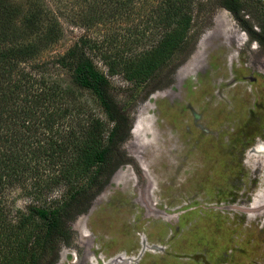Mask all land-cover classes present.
<instances>
[{"label":"rangeland","instance_id":"1","mask_svg":"<svg viewBox=\"0 0 264 264\" xmlns=\"http://www.w3.org/2000/svg\"><path fill=\"white\" fill-rule=\"evenodd\" d=\"M68 1L47 0L60 12L63 35L40 61L89 39L123 66L152 52L177 20L166 0H144L129 17L76 25ZM250 11L217 7L209 20L197 16L196 37L159 59L148 83L131 69L108 75L130 113V133L102 188L64 221L68 238L55 245L53 262L38 264H86L87 257L93 264H264V38L248 34L264 24V0ZM92 56L107 74L101 54ZM6 200L12 212L0 229V264L26 227L13 213L28 199L13 189Z\"/></svg>","mask_w":264,"mask_h":264},{"label":"trees","instance_id":"2","mask_svg":"<svg viewBox=\"0 0 264 264\" xmlns=\"http://www.w3.org/2000/svg\"><path fill=\"white\" fill-rule=\"evenodd\" d=\"M142 1L70 0L66 16L76 25L108 22L129 17ZM166 1L172 18H177L170 35L148 55L122 66L111 60L107 48L99 49L89 39L49 62L38 60L62 38L60 12L47 0H0V229L10 224L7 193L19 189L28 199L25 209L13 213L18 226L26 227L6 254L7 264H38L52 256L55 245L68 238L64 221L115 169L131 122L130 113L111 92L108 75L131 69L133 79L148 83L159 59L172 50L179 52L196 37L197 16L209 20L217 7L234 15L249 14L258 0ZM259 28V33L248 34L263 43L264 24ZM96 51L107 74L93 61ZM1 238H6L4 232Z\"/></svg>","mask_w":264,"mask_h":264},{"label":"bare ground","instance_id":"3","mask_svg":"<svg viewBox=\"0 0 264 264\" xmlns=\"http://www.w3.org/2000/svg\"><path fill=\"white\" fill-rule=\"evenodd\" d=\"M179 136V135H178ZM196 143V142H195ZM173 149V148H172ZM249 150V149H248ZM251 152L253 151V150H250ZM251 155V154H250ZM251 157V156H250ZM250 161V160H249ZM244 162V161H243ZM246 163H247V161H246ZM254 165V164H253ZM253 167V166H252ZM178 168V167H177ZM252 170H253V168H252ZM251 170V171H252ZM175 172H176V170H175ZM263 173V172H262ZM255 178V177H254ZM155 185V184H154ZM261 185V184H260ZM249 195V194H248ZM263 195V194H262ZM254 196V195H253ZM261 196V195H260ZM259 196V197H260ZM264 196V195H263ZM260 199V198H259ZM258 200V199H257ZM262 200V199H261ZM257 207V206H256ZM166 208V207H165ZM223 208V207H222ZM228 208V207H227ZM244 208V207H243ZM167 209V208H166ZM174 209V208H173ZM231 209V208H230ZM172 210V209H171ZM232 210V209H231ZM163 211V210H162ZM263 214V213H262ZM261 216V215H260ZM256 217V216H255ZM163 219H165V218H163ZM247 219V218H246ZM253 219V218H252ZM168 221V220H167ZM85 257H87V256H85ZM76 260V259H75ZM78 261V260H77ZM102 261H103V259H102ZM98 262H100V259L98 258ZM75 263V262H74ZM85 263L86 264H93L92 262H91V260H90V258H85Z\"/></svg>","mask_w":264,"mask_h":264}]
</instances>
